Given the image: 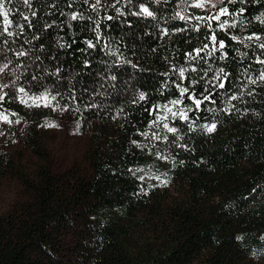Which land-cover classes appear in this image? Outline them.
<instances>
[{"label": "trees", "instance_id": "obj_1", "mask_svg": "<svg viewBox=\"0 0 264 264\" xmlns=\"http://www.w3.org/2000/svg\"><path fill=\"white\" fill-rule=\"evenodd\" d=\"M2 2L0 264H264V0Z\"/></svg>", "mask_w": 264, "mask_h": 264}, {"label": "rangeland", "instance_id": "obj_2", "mask_svg": "<svg viewBox=\"0 0 264 264\" xmlns=\"http://www.w3.org/2000/svg\"><path fill=\"white\" fill-rule=\"evenodd\" d=\"M51 133V138L47 140L51 154L50 164L57 172H64L83 160L93 135L92 127H88L84 133H74L67 127L53 129ZM24 161L27 168H31L37 158L27 151ZM23 194V187L15 178L0 177V211L9 209Z\"/></svg>", "mask_w": 264, "mask_h": 264}, {"label": "snow or ice", "instance_id": "obj_3", "mask_svg": "<svg viewBox=\"0 0 264 264\" xmlns=\"http://www.w3.org/2000/svg\"><path fill=\"white\" fill-rule=\"evenodd\" d=\"M25 2H26V0H25ZM198 7H203V4L198 5ZM220 11H221V14H224V13L227 12V9L223 8ZM144 12L148 13V15H152V13L148 12V9H146V8L144 9ZM0 14H2L5 17V23H8V21L6 19L7 16H8V12L4 10V3L2 2V0H0ZM216 19H219V16H217ZM222 26L223 25H221V27ZM212 39L215 40L216 39L215 36H213ZM220 47L221 48L224 47L223 43L220 44ZM262 47H264V45H262ZM181 74H183V70H181ZM261 79H264V75L261 76ZM223 86H224L223 84H220V87H223ZM181 91L184 92V91H187V90L186 89H182ZM141 99H143V94H141ZM206 99H207V97H206ZM174 103H179V101H175ZM200 103H201V101H199V100L196 101L197 106H199ZM4 119L6 120L7 117H4ZM214 128H215V125H213L211 128H209L208 131H212ZM169 131H173L174 132L175 129H169ZM157 179H159V177ZM163 183L165 184V186L167 185V181H164Z\"/></svg>", "mask_w": 264, "mask_h": 264}]
</instances>
